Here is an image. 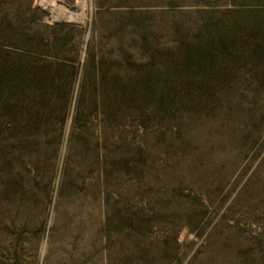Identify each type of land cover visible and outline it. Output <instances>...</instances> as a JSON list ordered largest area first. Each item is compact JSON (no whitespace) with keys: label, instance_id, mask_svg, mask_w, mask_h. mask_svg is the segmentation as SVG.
<instances>
[{"label":"rangeland","instance_id":"obj_1","mask_svg":"<svg viewBox=\"0 0 264 264\" xmlns=\"http://www.w3.org/2000/svg\"><path fill=\"white\" fill-rule=\"evenodd\" d=\"M0 264H264V0H0Z\"/></svg>","mask_w":264,"mask_h":264}]
</instances>
